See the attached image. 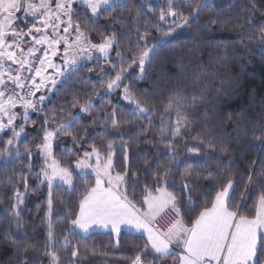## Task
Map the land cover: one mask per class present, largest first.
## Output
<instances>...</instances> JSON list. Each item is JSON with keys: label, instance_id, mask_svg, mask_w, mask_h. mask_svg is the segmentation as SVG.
<instances>
[{"label": "trees", "instance_id": "obj_1", "mask_svg": "<svg viewBox=\"0 0 264 264\" xmlns=\"http://www.w3.org/2000/svg\"><path fill=\"white\" fill-rule=\"evenodd\" d=\"M200 2L177 0V6L183 16H188ZM123 4V9H109L98 19L91 18L86 7L74 4L72 19L80 23L81 30L85 31L92 44L102 43L104 37L113 34L119 44L110 51L108 60L81 61L67 73L46 100L37 106L36 112L29 114L24 135L14 148L11 147L12 151L0 157V264H50V257L42 254L47 241V185L33 191L38 183L35 173L41 169L36 145L42 143L46 119L50 125L48 130H53L72 113L81 117L68 129L77 136V140L68 135L54 137L52 149L61 166L73 171L76 185L75 190L68 192L63 188L56 189L52 218L54 235L57 241H61L67 234L69 240L67 248L57 243L52 249L60 257L59 264H72L73 247H77L80 253L75 264H132L138 254L142 256V264H151L153 260L151 251L143 254L146 241L141 236L127 232L117 236L95 231L82 238L70 230L69 221L75 219L79 198L85 193L86 186H92L95 181L92 174L78 173L74 163L85 151H91V145L106 147L109 140L114 142V173L125 171L127 149L130 157L127 196L140 210L144 209L142 203L146 188L155 194L157 187H167L182 197L178 207L187 226H190L203 208L211 206L221 182L231 177L235 180L236 190L230 208H238L240 215L249 218L255 215L256 200L264 189L254 183L252 190L247 191L245 183L250 170L255 171L254 181H259L264 172V45L260 42L261 29L264 28V0H210L208 7L195 20L180 28L172 24L169 17L166 21L159 20L161 6L166 7L167 0H123ZM176 18L182 19V16ZM28 21L18 20V29L25 30L29 26ZM157 24L160 25L159 30ZM170 28L174 29L172 35L165 36ZM144 33H149L147 42L139 40ZM153 45L155 48L145 64L142 78H139V64L131 68L128 65ZM117 51L122 59L117 58ZM121 67L128 68V71L119 87L110 93L104 92L108 81ZM197 76L201 77L199 83L194 82ZM126 86L133 96L146 103L150 109L148 113L133 115L121 102V88ZM193 94H203L205 99L193 105ZM177 97L186 98L182 104L181 114L185 120L181 126L187 123L190 129L183 132V139L176 141L179 163L169 165L171 154L167 152L166 145L172 136L169 131L161 141L160 117L169 99ZM90 98L92 107L89 111L79 112L80 104ZM112 112L122 122L118 129H113L110 120L105 119ZM52 117H57L56 123L51 122ZM165 122L170 130L175 128L176 114L166 116ZM11 136L8 131L0 136V153L4 152ZM200 139L204 144L199 143ZM185 144L196 145L201 153L207 155L195 157L198 162L194 163L188 160L191 147L186 148ZM209 144H214L216 150L211 151ZM25 148L33 152V174L27 175L29 189L21 206L22 228L18 229L11 208L15 202L13 189L7 185L6 179L8 176L20 179L19 174L28 173L30 159ZM17 151L22 158H16ZM107 155V151L102 153L103 157ZM146 161L150 167L146 166ZM165 167L171 168L172 175L167 185L157 184L154 174ZM189 169L201 177L191 181L190 193L182 190L181 183V176ZM133 173L139 177L135 183ZM18 187L24 191L22 181ZM190 200L194 207L186 206ZM26 241L33 247L22 252ZM92 250L106 255L93 256ZM261 259H264V254ZM155 264H164V261L156 260Z\"/></svg>", "mask_w": 264, "mask_h": 264}, {"label": "snow or ice", "instance_id": "obj_2", "mask_svg": "<svg viewBox=\"0 0 264 264\" xmlns=\"http://www.w3.org/2000/svg\"><path fill=\"white\" fill-rule=\"evenodd\" d=\"M81 3L91 10V18L98 19L103 12L109 9L121 8L125 5L123 0H81ZM75 0H0V133L11 131L12 138L7 141L4 152L0 153V157H4L12 151L11 146L14 142H18L25 132V123L29 119V110L36 111L37 102L43 103L45 96L41 95L38 101L28 99L35 97L36 93L46 87L47 82L51 79L55 86L57 78L45 75L49 68H56L57 65L52 63L51 56L56 55L57 47L63 44L65 49L64 69L74 70L78 64L77 56L69 58V49L77 51L83 58L91 59L93 51L98 52L105 60L109 59V53L119 41L115 34L104 37L100 44H92L85 35V31L81 30L80 23L73 21ZM208 7V0H201L195 5L188 16H183L182 10L177 6V0H167L166 7L161 6L159 20L166 21L168 17L175 18L182 16V23H177L178 28L189 24L190 20H195L201 11ZM23 12L26 17H31L35 22L24 29H18L15 24L20 17L16 14ZM66 17V19H65ZM139 13H137V19ZM115 20L116 16H112ZM159 30L160 25H156ZM61 29L63 30L61 34ZM70 30L76 33L75 39L69 43L71 35ZM174 29H169L165 36H171ZM35 33V34H33ZM149 33L140 35L139 40L147 42ZM11 36L9 41L7 37ZM31 36V41L26 45L24 38ZM260 42L264 45V28L261 29ZM37 45H46L44 48H37ZM87 45V47H84ZM27 47V51H25ZM155 48L142 51L139 57H134L128 68L139 63L141 73L146 61L150 57V53ZM38 51H43L44 56H37ZM50 53V55H49ZM117 58L122 59L119 51L116 53ZM38 61V65H37ZM128 68L121 67L116 72L114 78L108 81L107 89L112 90L119 87L122 77ZM206 74V73H205ZM59 76L64 75V71L58 73ZM39 78V82H37ZM142 78V75L141 77ZM201 77L194 78L195 83L200 82ZM51 89H49L50 91ZM124 99L128 100L134 107L129 109L131 114L139 116L146 114L150 109L146 103H142L140 99L133 96L127 86L124 89ZM203 94H193L191 97L192 104L197 101H203ZM186 101L185 97L170 98L163 109L160 117L161 126L159 128V136L163 141L169 131H171L172 140L166 145L167 152L171 154L168 164H176V141L183 139V132L190 129L187 123L182 122L185 117L182 113V104ZM23 108V121L17 130L16 122L19 119V113L14 111L17 107ZM75 107V105H74ZM92 107V99L80 104L79 112H88ZM176 114V127L169 129L165 122L166 116ZM81 117L77 113L70 114L68 119L61 120L56 127L49 131V120H45V129L43 133L42 143L37 144L36 148L39 154L44 158V166L39 173H35L38 179L33 191H39L45 184L47 185L45 221L47 223V241L45 250L42 253L50 257V264H59L60 257L53 247L59 243L65 248L69 245L68 235L66 234L61 241H57L54 235L55 227L53 225L54 206L56 203V189L63 188L64 191L75 190V180L73 171L67 166H61L60 161L55 159L53 153V138L61 135L71 136L74 141L77 136L68 129L72 124ZM105 119L110 120L113 129H118L121 121L115 112H112ZM6 120V122H5ZM57 117H52L51 122L56 123ZM123 123H131L123 121ZM152 125L149 118V126ZM200 144H204V140H199ZM184 147H191L188 160L197 163L194 158L202 154L196 145L185 144ZM211 151L216 150L214 144H209ZM69 152L71 149L68 150ZM107 151V157H103L102 153ZM114 142L109 140L106 147L95 144L91 145V151H85L83 157L76 161V169L80 174H85L87 169L95 174V183L92 186H86L85 193L79 198L78 211L75 213V219L69 221L71 231H75L77 235L86 238L97 229H110L112 233L119 236L121 231L126 228L134 229L141 232L147 237L143 254L149 251L153 253L151 264H155L156 260H164L172 257L171 264H264L261 259L264 254V191H261L256 200L255 215L249 218L246 215H240L239 209L232 210L230 203L233 192L236 190L235 180L231 177L226 182H221L222 186L215 192L211 206L203 208L198 216L191 221V226H187L181 215V208L178 207L182 197L177 196L174 192L169 191L167 187H157L155 194L152 189L146 188L143 196L142 206L145 207L143 213L132 205L127 196L128 168L130 167V157L125 148V171L123 173L114 172ZM25 154L29 157L28 173L19 174L20 179H13L8 176L6 183L13 189L14 203L11 205L12 215L16 221V227L22 228V220L20 215L22 205L28 195L29 182L27 175L32 173L31 157L33 152L25 148ZM16 158H22V154L17 151ZM95 159L93 166L90 161ZM187 162V161H186ZM255 163V161L253 162ZM147 167L148 162H145ZM14 175H17L14 173ZM172 175L170 167H165L163 171L157 170L154 174L157 184L168 183V178ZM133 183L139 179L136 173L132 174ZM254 169L250 170L245 189L252 190V185L258 183V186L264 189V172L261 173L259 181H254ZM199 174L193 173L191 169L187 170L181 176L182 190L191 191L189 185L193 179L199 180ZM207 178V177H205ZM24 184V191H20L18 185L20 182ZM124 191H121V188ZM244 193L241 194L243 198ZM63 204V200L60 201ZM190 207H194L189 202ZM171 213L173 219L166 227L156 228L154 225L159 224L164 215ZM180 249L176 252L175 248ZM118 246V242H117ZM33 247L29 242H25V246L21 249L26 252ZM80 255L77 247H73L71 256L72 264H75V258ZM91 255H106V253H97L91 251ZM87 259V257H84ZM132 264H142V256L138 254L132 261Z\"/></svg>", "mask_w": 264, "mask_h": 264}, {"label": "rangeland", "instance_id": "obj_3", "mask_svg": "<svg viewBox=\"0 0 264 264\" xmlns=\"http://www.w3.org/2000/svg\"><path fill=\"white\" fill-rule=\"evenodd\" d=\"M210 0H208V2H209ZM53 2H54V0H53ZM75 3H77V4H80V5H82V6H84V7H86L85 5H83L82 3H81V0H75ZM87 8V7H86ZM88 9V8H87ZM89 10V12L91 13V10L90 9H88ZM18 17H20V19L21 20H23V19H27V20H29L28 22H29V26L31 25V24H33L35 21L31 18V17H26L25 16V14L23 13V12H20V13H17L16 14ZM169 18H171L172 19V24H177V23H182V19H177V18H175V21H176V23H174L173 22V17H169ZM20 19H18V20H20ZM65 19H66V17H65ZM18 20L16 21V24H15V26L17 27L18 26V24H17V22H18ZM177 27V26H176ZM18 28V27H17ZM25 31H27V28H25ZM62 32H63V30L61 29V34H62ZM70 32H71V35H70V37H69V43H71L74 39H75V36H76V33H75V31L74 30H70ZM33 34H35V33H33ZM7 39L9 40V41H11V39H12V37L11 36H9V37H7ZM31 41V36H26L25 38H24V42H25V44L27 45L29 42ZM100 44V43H99ZM37 48H44V47H46V45H37L36 46ZM57 47V51H56V55L55 56H51V60H52V63L53 64H55V65H57V67L56 68H49L48 70H47V72L45 73V75H47V76H49V77H56L57 78V81H56V84H55V86L60 82V80L67 74V73H69L71 70H65L64 69V59H65V56H64V53H65V49H64V46H63V44H60V45H58V46H56ZM84 47H87V45H84ZM25 51H27V47H25ZM93 51V55H92V58L91 59H104L103 57H101L100 56V54L98 53V52H95V50H92ZM151 54V53H150ZM49 55H50V53H49ZM77 56V59H78V64L81 62V61H86V60H91V59H87V58H83V57H81L80 55H79V53L77 52V51H73L72 49H69V52H68V56H69V58H71L72 56ZM149 60V59H148ZM147 60V61H148ZM147 61H146V63H147ZM145 63V64H146ZM77 64V65H78ZM139 64V63H138ZM139 67H140V75L142 74L141 73V66L139 65ZM144 67H145V65H144ZM144 69V68H143ZM60 71H64V75L63 76H59L58 75V73L60 72ZM126 73V72H125ZM124 73V74H125ZM124 76V75H123ZM37 82H39V78H37ZM55 86H53V84H52V82H51V79H49L48 80V82H47V85H46V87H44V88H42L39 92H37L36 93V95H35V97H33V100H36V101H38V98H39V96H41V95H43V96H45L46 98H47V96L49 95V93L51 92V91H53L54 90V88H55ZM118 87H116V88H114V89H112V90H108L107 89V87L104 89V92H106V93H110L111 91H113V90H115V89H117ZM49 89H51L50 91H49ZM124 89H125V87L124 88H121V96H120V98H121V102L124 104V105H126L129 109H132L134 106L132 105V104H130L129 103V101L128 100H126V99H124ZM44 91V92H43ZM42 92L44 93V94H42ZM46 98H45V100H46ZM44 100V101H45ZM43 101V102H44ZM42 103H39V102H37V104H36V109H37V106H39V105H41ZM14 111H16V112H18L19 113V119H18V121L16 122V124H17V130H19V125L21 124V123H24V121H23V112H24V110H23V108H21V107H17L16 109H14ZM33 112H36V111H32V110H29V114H31V113H33ZM5 122H6V120H5ZM7 131V130H6ZM49 131H51V130H49ZM9 133H11V131H8ZM3 134V132L2 133H0V136ZM12 134V133H11ZM11 138H12V136H11ZM10 138V139H11ZM53 140H54V138H53ZM8 141V140H7ZM15 144H16V142H14V144L11 146V147H13L14 148V146H15ZM6 145H7V142H6ZM40 157H41V168L44 166V158H43V156L40 154ZM82 157H83V154H82ZM81 157V158H82ZM106 158V157H105ZM90 163L94 166L95 165V159L93 158L91 161H90ZM74 169L78 172V173H80V171L78 170V169H76V164H74ZM92 174L93 172L91 171V168H89V169H87V171H86V173L85 174ZM113 174L115 175V173L113 172ZM93 175V174H92ZM122 189H123V187H122Z\"/></svg>", "mask_w": 264, "mask_h": 264}, {"label": "crops", "instance_id": "obj_4", "mask_svg": "<svg viewBox=\"0 0 264 264\" xmlns=\"http://www.w3.org/2000/svg\"><path fill=\"white\" fill-rule=\"evenodd\" d=\"M56 87V86H55ZM55 89V88H54ZM44 92V91H43ZM42 92V94H44ZM51 93V92H50ZM49 93V94H50ZM74 164H76V162L74 163ZM93 175H94V178H95V174L94 173H92ZM114 175V174H113ZM94 183H95V181H94ZM121 191L123 192V189L121 188ZM133 205V204H132ZM135 208H137V209H139L138 207H136L135 206ZM140 210V209H139ZM146 209H145V207H144V209L143 210H140V212L141 213H143L144 211H145ZM191 226V225H190ZM189 226V227H190ZM95 231H99V232H109V233H112L111 232V230L110 229H97V230H94L93 232H95ZM121 232H127V233H130V234H134V235H137V236H141V237H143L144 238V240L147 242V237H146V235H144L143 233H141V232H136L134 229H130V228H126V229H123ZM113 235H116V234H114V233H112ZM173 247L175 248V250H176V252H180V249L179 248H176L175 247V245H173ZM172 257L170 256V257H167L166 259H164L163 261H164V264H171V261H172Z\"/></svg>", "mask_w": 264, "mask_h": 264}, {"label": "built area", "instance_id": "obj_5", "mask_svg": "<svg viewBox=\"0 0 264 264\" xmlns=\"http://www.w3.org/2000/svg\"><path fill=\"white\" fill-rule=\"evenodd\" d=\"M36 55L42 57V56H44V52L38 51ZM37 65H38V61H37ZM28 99H33V97H28ZM172 219H173L172 214L168 213L167 215H164L163 219L160 220L159 224L154 225V227H156V228L166 227L167 224L170 223Z\"/></svg>", "mask_w": 264, "mask_h": 264}]
</instances>
